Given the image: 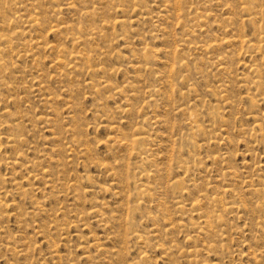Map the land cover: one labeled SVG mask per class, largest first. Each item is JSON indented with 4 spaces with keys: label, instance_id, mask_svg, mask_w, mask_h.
<instances>
[{
    "label": "rangeland",
    "instance_id": "1",
    "mask_svg": "<svg viewBox=\"0 0 264 264\" xmlns=\"http://www.w3.org/2000/svg\"><path fill=\"white\" fill-rule=\"evenodd\" d=\"M30 1L24 0L23 3V0H0V35H6L13 42L12 47L9 46L0 53V58L2 61L6 60L8 67L4 68L6 71L0 69L1 74L5 72L3 78L1 77L3 80L0 79V187L4 186V189H0V199L6 204L0 208V264H15V261L18 264H264V226H261L262 223L264 225V198L262 201L260 198L262 194L264 196V40L260 41L259 38L264 35V14L260 15L259 12L253 16L252 21H246L247 12L241 3L247 0H185L186 6L191 10L189 17L187 16L189 19L185 17L183 20L191 22L197 21L196 16L203 15V19L208 16V19L203 20L205 24L202 26V33L195 31L191 33L194 34L191 37L185 36L178 21L176 22L177 9H170L168 17L160 16L162 12L159 13V10L164 9L161 0H107L101 4L97 0H88L85 4L78 2L76 9L71 11L58 7L59 22L83 29L95 27L97 24L99 26L101 21L114 17L127 16L125 18L133 22L129 28L116 26L106 29L103 37H97L84 46L72 40L73 31L54 33L46 28L52 18H55L56 11L53 10L58 11L57 8L53 9V3L62 6L68 0ZM256 2L258 6L254 10L264 6V0ZM86 11H90V16L83 14ZM34 12L38 14L39 21H43H40L42 29H35L24 22ZM232 12L235 16L233 22L226 21L225 17ZM11 15L22 16L24 21H16ZM5 18L10 19L8 23ZM24 29L26 36L16 35V31ZM27 40L45 42V46L42 49L25 46ZM246 41L255 44L256 49L247 46ZM214 43L217 47H196L198 44ZM84 48L90 50L87 55L89 60L84 56L85 59L80 61L78 69L70 71V66L73 65L68 61L70 56L79 54ZM33 51L37 53L34 59L36 61L25 56ZM99 51L106 52L100 55ZM146 55L149 60L145 59ZM58 56L66 62L64 67L53 63L52 60ZM251 66L259 69V76L252 73ZM65 71L67 75L61 76ZM91 71L94 73V81L90 79ZM36 72L45 75L42 78V87L45 89L43 93L36 91L39 81ZM104 81L109 82L112 88L104 86ZM220 84L226 86L222 88ZM68 87L73 92L69 93ZM154 88L156 94L150 95ZM40 95L43 97L39 98ZM50 95L57 96V99L53 100ZM45 97L50 98L49 103L44 100ZM68 114L73 115L75 121L67 119ZM48 118L55 120L54 123L60 124L63 129L70 127V124L74 126L76 136L84 144L80 149L85 146L89 152L84 154L79 150H69L65 142L70 140L71 135H65L63 131L60 139L64 146H61V142H48L52 130L43 122ZM190 118L196 120V123L192 124ZM109 123H114L117 131L109 129ZM23 126L25 132L21 130ZM139 131L148 137L142 145L149 148L147 160L144 159L145 155L138 156L131 147L127 149L121 145L127 141L129 143ZM8 136H22L23 140L17 143L8 142ZM192 155L194 159L190 157ZM214 156L220 158L215 160ZM11 158H19L21 164L11 167L6 163ZM179 162H184L188 170L178 171ZM112 165H115V169H111ZM155 165L160 170L157 175ZM44 170L47 172L43 173ZM226 171H239L238 174L242 177L224 176ZM147 173L150 174L149 179L145 176ZM1 178H5V182ZM48 180L55 183L58 181L57 184L78 185L77 191L72 196L73 191L69 188L62 194L55 192L56 196L54 192L48 191L49 188L45 190ZM249 180H254V185L261 189V193H256L258 188L254 185L247 187ZM229 187L235 192L225 193L224 189ZM141 189L144 190L143 193ZM80 190L84 192L79 195ZM203 195L211 199L222 197V200L215 205L210 198L200 197ZM197 199L199 204L191 207L190 204ZM34 201L40 205L43 203V208L48 209V212L37 210L32 213L36 207ZM230 201L236 203L232 210L225 206ZM178 202L185 204V211L179 212L176 209ZM127 206L134 210L128 211ZM237 206H240L238 210ZM60 209L64 211L59 212ZM92 209L103 213L104 219H110L114 215L120 225L108 222L105 225L108 227L111 223L113 228L107 230L104 222L96 221ZM83 211L88 212L86 214ZM56 212L55 217L53 214ZM74 219L80 220L86 226L74 228ZM154 230L159 236L156 239L151 237ZM116 231L120 234L116 233L115 236ZM126 233L132 238L129 246L124 245L122 239ZM135 234L142 235L143 241L134 240ZM93 238H99L103 246L101 251L91 248ZM210 239L213 245L208 244ZM215 244L219 247L214 246ZM254 245L258 249L260 246V250L253 248ZM8 246L17 250L20 246H26L27 254L13 255ZM52 250H57V254H51ZM252 253L258 255V261ZM195 259L197 262L193 263Z\"/></svg>",
    "mask_w": 264,
    "mask_h": 264
},
{
    "label": "bare ground",
    "instance_id": "2",
    "mask_svg": "<svg viewBox=\"0 0 264 264\" xmlns=\"http://www.w3.org/2000/svg\"><path fill=\"white\" fill-rule=\"evenodd\" d=\"M6 2H7V0H5ZM10 1V0H9ZM32 1V0H31ZM30 1V2H31ZM83 2L84 4L88 1V0H68L66 3H64L62 6H60V4L59 3H53V5H52V7H53V9H58V7H62V9H64V10H69V11H71V10H74V9H76V6H78L77 5V3L78 2ZM92 1V0H91ZM98 1V3L99 4H101V3H104V2H106L107 0H97ZM157 1V0H156ZM162 1V3H163V6H164V9H162L161 11L159 10V13L160 12H162L161 14H160V16H162V17H164L165 15L167 16V13L169 12V10L170 9H177V11H178V15H177V20H176V22L178 21V25L180 26V28L184 31V35L185 36H187V35H190L191 37H192V35H194V34H191V33H194L195 31H198V32H200V34L202 33L201 31L203 30L202 29V26L205 24V21H203L204 19H208V16L206 15L205 17H204V19H203V15L202 16H196V19H197V21H191V20H188V21H191V22H187L186 20H183V18H185V17H187L188 15H190V11L189 10H191L190 9V7H187L186 6V1L185 0H161ZM185 1V2H184ZM210 1V0H209ZM209 1H207V2H209ZM221 1V0H220ZM14 2V1H13ZM29 2V1H28ZM90 2V1H89ZM213 2V1H212ZM261 2V1H260ZM22 3V2H21ZM23 3H24V0H23ZM34 3V2H33ZM94 3V2H93ZM1 4V3H0ZM37 3H35V5H36ZM119 4H121V3H119ZM156 4V3H155ZM192 5H193V3H191ZM209 4H211V3H209ZM213 4V3H212ZM214 4H216V2L214 3ZM242 4V7H243V9L247 12V18H246V21H252L253 20V16L254 15H256V14H259V12H260V15L261 14H264V6H260L259 8V10H254V9H256V7L258 6L257 5V2H256V0H247V1H244L243 3H241ZM261 4V3H260ZM16 5H18V4H16ZM15 5V6H16ZM31 5H33V4H31ZM195 5V4H194ZM207 5V4H206ZM223 5V4H222ZM226 5V4H225ZM262 5V4H261ZM1 6V5H0ZM5 6V5H4ZM34 6V5H33ZM41 6H42V4H41ZM86 6V5H85ZM116 6V5H115ZM162 6V7H163ZM224 6V5H223ZM2 7V6H1ZM29 7V6H28ZM82 7V6H81ZM101 7V6H100ZM193 6H191V8H192ZM227 7V5L225 6V8ZM4 8H6V7H4ZM4 8H2V11H3V9ZM19 8H22V7H19ZM33 8H35V7H33ZM84 8V7H83ZM118 8V7H117ZM133 9H134V5H133V7H132ZM37 9V8H36ZM61 9V8H60ZM103 9V8H102ZM102 9H101V11H102ZM111 9V8H110ZM80 10V9H79ZM83 9H81V11H82ZM85 10V9H84ZM227 10V9H226ZM55 13H56V15H55V18L53 19L52 18V20L49 22L50 24L46 27V28H48V30L49 31H51V32H54V33H57V32H60V31H73L72 32V40H75V41H77L78 43H80V44H83L84 46L85 45H87V43L89 42V41H91V40H93V39H95V38H97V37H103L104 35H105V31H106V29H111V28H114V27H116V26H127L128 28L129 27H131L132 26V24H133V22L131 21V20H129L128 18H125V17H127V16H125V17H120V18H118V17H114V18H112V19H107V20H103V21H101L102 22V24H100L99 26H98V24H97V26L95 25V27H90V28H85V29H83L82 27H78V26H76V27H74V26H72V25H64L62 22H59V20H57L59 17H58V15L60 14L59 12H60V10L58 9V11L57 10H53ZM107 11V10H106ZM115 11V10H114ZM195 13H197V10L196 9H194L193 10ZM199 11H200V9H199ZM4 12H7V11H4ZM4 12H2L3 14H4ZM12 12V11H11ZM43 12V11H42ZM90 12V11H89ZM88 11H86L85 13H83V14H85V15H89L90 16V13H89ZM95 12V11H94ZM104 12H105V10H104ZM132 12H134V11H132ZM136 12V11H135ZM28 13V12H27ZM108 13V12H107ZM137 13V12H136ZM205 13V12H204ZM224 13V12H223ZM21 14V13H20ZM34 15L33 16H29L27 19H26V21H24V19H23V17L22 16H16V17H13L12 15V17L13 18H16L15 20L16 21H19V20H21V21H24L25 23H27V24H30V26L31 27H33V28H35V29H42V24L40 23V21H42V19L39 21V18H38V14L36 13V12H34L33 13ZM141 14V13H140ZM173 14V13H172ZM9 15V14H8ZM31 15V14H30ZM106 15V14H105ZM117 15V14H116ZM115 15V16H116ZM136 15V14H135ZM174 15V14H173ZM244 15V14H243ZM43 16V15H42ZM49 16V15H48ZM47 16V17H48ZM80 17H81V15H79ZM5 17V16H4ZM7 17V16H6ZM12 17H7V18H12ZM39 17H40V15H39ZM133 17H134V13H133ZM162 17H161V20H162ZM168 17V16H167ZM189 17V16H188ZM187 17V18H188ZM234 14H233V12L232 13H229V15L228 16H226L225 17V19H226V21H228V22H233V20H234ZM7 18H5V21H7V23L9 22L8 20H10V19H7ZM26 18V17H25ZM45 18V17H44ZM106 18H108V16H106ZM7 19V20H6ZM83 19V18H82ZM138 19H140V17L138 18ZM138 19L136 20L137 22H138ZM148 19V18H147ZM173 19H174V17H173ZM189 19V18H188ZM237 19V18H236ZM261 19V18H260ZM82 21V20H81ZM81 21H79L80 23H82ZM88 21V20H87ZM211 21V20H210ZM245 21V22H246ZM43 22V21H42ZM144 22V21H143ZM213 22V21H212ZM5 23V22H4ZM17 23V22H16ZM70 23V22H69ZM79 23V24H80ZM67 24V23H66ZM84 24V23H83ZM93 24H94V22H93ZM135 24V23H134ZM250 24V23H249ZM3 25H5V24H3ZM75 25V24H74ZM1 26L2 25H0V29H1ZM5 28V30L7 29L6 27H4ZM18 28V27H17ZM21 28V27H20ZM120 28V27H119ZM177 28V27H176ZM198 28H200V30L198 29ZM10 29H11V27H10ZM116 29V28H115ZM118 29V28H117ZM131 29V28H130ZM161 29V28H160ZM13 30H14V28H13ZM25 30L26 29H24V31L23 30H18V31H16L15 33H16V35L17 36H26V33H25ZM12 30H10V32H11ZM74 31H76V33L74 32ZM108 31V30H107ZM112 31V30H111ZM6 32H8V31H6ZM46 32H47V29H46ZM182 32V31H181ZM228 32V31H227ZM12 33V32H11ZM10 33V34H11ZM65 33V32H64ZM110 33V32H109ZM183 33V32H182ZM179 34V33H178ZM231 34H233V33H231ZM234 34H236V33H234ZM259 34L261 35V33L259 32ZM68 35V34H67ZM165 35V34H164ZM177 35V34H176ZM197 35V34H196ZM204 35V34H203ZM202 35V36H203ZM238 35H240V34H238ZM243 35V34H242ZM35 36V35H34ZM70 36V35H69ZM110 36V35H109ZM229 36V35H228ZM234 36V35H233ZM38 37V36H37ZM161 37V36H160ZM237 37V36H236ZM28 38V37H27ZM42 38V37H41ZM44 38V37H43ZM239 38H241V36L239 37ZM255 38V37H254ZM260 38V41H263L264 40V35L263 36H261V37H259ZM114 40H116L115 38H113ZM122 39V38H121ZM243 39H244V36H243ZM15 40V39H14ZM60 40V39H59ZM188 39H185L184 41L185 42H188L187 41ZM198 40V39H197ZM200 40V39H199ZM16 41H17V39H16ZM64 41V40H63ZM69 41V40H68ZM124 41V40H123ZM195 40H193V42H194ZM205 41V40H204ZM203 41V42H204ZM214 41V40H213ZM241 41H242V39H241ZM257 41V40H256ZM15 42V41H14ZM21 42H22V40H21ZM108 42V41H107ZM110 42V41H109ZM185 42H183V43H185ZM197 43H198V41H196ZM12 44H13V42H12V39L11 38H8L6 35H0V53L1 52H3V51H5V50H7V48L9 47V46H11L12 47ZM60 44H62V43H60ZM107 44V43H106ZM178 44H179V42H178ZM190 44H191V42H190ZM245 44H247V46H249V47H251L252 49H256V45L255 44H253V43H250V41H246V43ZM24 45L25 46H27V45H31V46H33V47H36V48H39V49H42V48H44V46H45V42H41V41H34V42H32V40H27L25 43H24ZM180 45V44H179ZM237 45V44H236ZM47 46V45H46ZM57 46H58V44H57ZM209 46H212V47H217V44L216 43H214L213 45H211V44H206V45H196V47H199V48H201V49H208L209 48ZM263 46H264V44H263ZM59 47V46H58ZM194 47V46H193ZM242 47V46H241ZM13 48H15V47H13ZM146 48H147V46H146ZM219 48V47H218ZM258 48H261V46L260 45H258ZM105 49V48H104ZM188 49H189V47H188ZM49 50V49H48ZM84 50V51H83ZM82 51H80L79 52V54H77V55H73V56H70V58H69V62H71V63H73V65H71L70 66V68H71V70L70 71H74V70H76V68L77 67H79L80 66V61L81 60H83V59H85L84 58V56H86L87 57V55H89L88 54V52L90 51V50H87L86 48H84ZM161 50V49H160ZM25 51V50H24ZM43 51V50H42ZM159 51V50H158ZM13 52V51H12ZM27 51H25V53H26ZM106 51H99V53H100V55H103L104 53H105ZM142 52V51H141ZM70 53H72V52H70ZM109 53V52H108ZM142 53H144V52H142ZM20 54H22V53H20ZM36 52H31L30 54H26L25 56L27 57V58H33V60L36 58L35 56H36ZM10 55V54H9ZM221 55V54H220ZM219 56V55H218ZM247 57L249 56V55H246ZM139 57V56H138ZM146 58V60H149L148 58H149V56L148 55H146L145 56ZM217 57V56H216ZM6 58V57H5ZM25 58V57H24ZM88 58V60H89V56L87 57ZM228 58V57H227ZM4 59V58H3ZM39 59H40V57H39ZM38 59V60H39ZM65 59V58H64ZM91 59V58H90ZM141 59V58H140ZM143 59V58H142ZM216 59V58H215ZM23 60V59H22ZM220 60H222V59H220ZM34 61H36V60H34ZM50 61V60H49ZM53 61V63L54 64H56V65H58V66H65V63L66 62H64L63 61V59L61 58V57H56L55 59H53L52 60ZM189 61V60H188ZM215 61V60H214ZM252 62V61H251ZM264 62V61H263ZM143 63V62H142ZM227 63V62H226ZM220 64H222V62L220 63ZM138 65V64H137ZM145 65V64H144ZM175 65V64H174ZM244 65V64H243ZM242 65V66H243ZM82 66V65H81ZM171 66H172V63H171ZM7 67V62H6V60L5 61H2V59L0 58V69H4V68H6ZM10 67V66H9ZM13 67V66H12ZM88 67V66H87ZM145 67V66H144ZM222 67V66H221ZM8 68V67H7ZM67 68V67H66ZM65 68V69H66ZM9 69H11V68H9ZM78 69V68H77ZM227 69V68H226ZM246 69V68H245ZM7 70V69H6ZM5 69H4V71H6ZM69 70V69H68ZM232 70V69H231ZM250 70L252 71V73H254V74H257L258 76H259V69H257V68H253L252 66L250 67ZM148 71V70H147ZM235 71V70H234ZM64 72V71H63ZM78 72V71H77ZM171 72V71H170ZM247 72V71H246ZM5 72H3V74H4ZM37 73V72H36ZM70 73H72V72H69V74ZM79 73V72H78ZM3 74H1L0 73V79H2L3 77H2V75ZM38 74V73H37ZM86 74H88L87 73V71H86ZM60 75V74H59ZM67 75V72L65 71V73L64 74H61V76H66ZM38 76V79H39V81H38V89L36 90V91H38V92H42L43 93V90H45L43 87H42V83H43V81H42V78L45 76L44 74H38L37 75ZM36 76V77H37ZM91 80L92 81H94V78H93V76H94V73L91 71ZM2 77V78H1ZM35 77V78H36ZM230 77V76H229ZM45 78V77H44ZM60 78V77H59ZM66 78V77H65ZM57 79V78H56ZM242 79V78H241ZM3 80V79H2ZM87 81V80H86ZM91 81V82H92ZM97 81V80H96ZM59 82V81H58ZM65 82V81H64ZM83 82H84V80H83ZM90 82V83H91ZM221 82H223V81H221ZM225 82V81H224ZM255 83L254 84H256V81H254ZM98 83V82H97ZM259 83V82H258ZM221 85V84H220ZM219 85V86H220ZM96 86H99V85H96ZM104 86H106V87H109L110 89L112 88L111 87V85H110V83L109 82H105L104 81ZM226 85H224V84H222L221 85V87L222 88H224ZM242 86V85H241ZM7 87H8V84H7ZM11 87V86H10ZM66 87V86H65ZM118 87V86H117ZM155 87V86H154ZM216 87H217V85H216ZM221 87H219V88H221ZM107 90V89H106ZM120 90H121V88H120ZM119 90V91H120ZM156 88H154V90L153 91H151L150 92V95H155L156 94ZM219 90V89H218ZM47 91V90H46ZM67 91L70 93V92H73V90H72V88H69L68 87V89H67ZM114 91V90H113ZM112 91V92H113ZM77 92V91H76ZM117 92V91H116ZM35 93H37V92H35ZM46 93V92H45ZM37 94H39V93H37ZM50 94V93H49ZM55 94V93H54ZM220 94V93H219ZM56 95V94H55ZM41 96L42 95H40V97L39 98H41ZM51 96V98L54 100V99H57V96H53V95H50ZM226 96V95H225ZM43 97V96H42ZM246 98H247V96H246ZM50 99V98H49ZM49 99L47 98V97H45L44 98V100L45 101H49ZM248 99H249V97H248ZM43 100V99H42ZM41 100V101H42ZM125 101V100H124ZM65 102V101H64ZM250 102V101H249ZM49 103V102H48ZM250 104V103H249ZM66 105H67V103H66ZM65 105V106H66ZM72 105V104H71ZM105 105V104H104ZM69 107V109H71L72 108V106H68ZM223 107V106H222ZM227 107V106H226ZM229 107V106H228ZM221 108V107H220ZM6 109V108H5ZM73 109V108H72ZM188 109H190L189 107H188ZM57 110V109H56ZM174 110V109H173ZM211 110V109H210ZM77 111V110H76ZM114 111V110H113ZM176 111V110H175ZM5 112L6 113H8V111L7 110H5ZM116 112V111H115ZM57 113V112H56ZM68 113H70V112H68ZM98 113V112H97ZM112 113V112H111ZM62 114V113H61ZM65 114V113H64ZM103 114H104V112H103ZM117 114H118V112H117ZM116 114V115H117ZM105 115V114H104ZM253 115V114H252ZM23 116H24V114H23ZM63 116V115H62ZM78 116V115H77ZM61 117V116H60ZM64 117V116H63ZM67 119H69V120H71V121H73L74 120V116L73 115H70V114H68L67 116ZM149 117V116H148ZM259 117V116H258ZM78 118V117H77ZM194 118V117H193ZM20 119H21V117H20ZM121 119V118H120ZM159 119V118H158ZM191 119V123L193 124V123H196V120H192V118H190ZM218 120V119H217ZM216 120V121H217ZM62 121H63V118H62ZM70 121V122H71ZM75 121V120H74ZM121 121V120H120ZM226 121H229V120H226ZM254 121V120H253ZM261 121H262V119H261ZM43 122H44V124H47V127H49L50 126V129L52 130V135L48 138V142H50L51 144H56V143H58V142H61V146H64V143L61 141V139H60V134H61V132L63 131L64 132V134L66 135V134H69V135H71L70 136V140L68 141V142H65L67 145H68V149L69 150H71V151H76V150H79L80 152H83L84 154L85 153H88L89 152V150H88V148L87 147H83L82 146V148L80 149V146L81 145H84L82 142V140L79 138V137H77L76 136V128L74 127V126H72L71 124H70V127H68V128H66V129H63L64 127H62V126H60V124L58 125V124H55L54 122H55V120H53V119H45V120H43ZM106 122V121H105ZM119 122V121H118ZM124 122V121H123ZM263 122V121H262ZM20 123V122H19ZM22 123V122H21ZM108 122H106V124H107ZM139 123V122H138ZM25 124H26V122H25ZM110 124H113V125H110ZM24 125V124H23ZM31 125V124H30ZM61 125H63V124H61ZM204 125V124H203ZM222 125V124H221ZM17 126V125H16ZM24 126H26V125H24ZM23 126V128L21 127V130L22 131H24L25 129V127ZM155 126V125H154ZM227 126V125H226ZM46 127V126H45ZM156 127V126H155ZM187 127H188V125H187ZM196 127H197V125H196ZM257 127L259 128V125L257 124ZM7 128V127H6ZM9 128V127H8ZM15 128V127H14ZM18 128V127H17ZM16 128V129H17ZM31 128V127H30ZM35 128V127H34ZM108 128L109 129H111V130H113V131H117V128H116V126H115V124L114 123H109L108 124ZM133 128V127H132ZM45 129V128H44ZM221 129H222V126H221ZM249 129H251L250 127H249ZM198 130V129H197ZM259 130V129H258ZM248 131H250V130H248ZM256 131V130H255ZM25 132V131H24ZM198 132H199V130H198ZM197 132V133H198ZM245 132V131H244ZM138 134L136 135V136H133L131 139H130V142L129 143H127V142H125V143H122L121 145L122 146H124V147H127V149L129 148V147H131V149L135 152V154L136 155H138V156H142V155H145V158L144 159H148V156H149V148H145V147H143L142 145L145 143V141H147L148 140V137L146 136L147 134H145L144 132H142V131H139V132H137ZM250 134V133H249ZM14 135V134H13ZM26 135V134H25ZM24 135V136H25ZM35 135H36V133H35ZM198 135H199V133H198ZM201 135V134H200ZM84 136V135H83ZM34 137H36V136H34ZM62 137V136H61ZM122 137H125V136H122ZM154 137V136H153ZM250 137V136H249ZM261 137V136H260ZM6 138V137H5ZM68 138V137H67ZM244 138V137H243ZM125 139V138H124ZM151 139V138H150ZM246 139V138H245ZM244 139V140H245ZM6 140V139H5ZM23 140V138H22V136H17V137H11V136H8L7 137V141L8 142H20V141H22ZM156 140V139H155ZM247 140H248V138H247ZM122 141V140H121ZM220 141V140H219ZM5 142V141H4ZM115 142V141H114ZM164 142V141H163ZM169 142H171V141H169ZM214 142V141H213ZM212 142V143H213ZM46 143V142H45ZM167 143V142H166ZM181 143V142H180ZM179 143V144H180ZM225 143V142H224ZM263 143V142H262ZM32 144V143H31ZM190 144H191V142H190ZM218 144V143H217ZM28 145V144H27ZM42 145H43V143H42ZM149 146V145H148ZM153 146V145H152ZM151 146V147H152ZM218 147H220V146H218ZM64 149V148H63ZM67 149V150H68ZM154 150V149H153ZM152 151V150H151ZM68 152V151H67ZM180 152V151H179ZM186 152V151H185ZM46 153V152H45ZM61 153V152H60ZM64 153V152H63ZM75 153V152H74ZM184 153V152H183ZM54 154V153H53ZM52 154V155H53ZM79 154V153H78ZM94 154V153H93ZM196 154V153H195ZM221 154V153H220ZM228 154V153H227ZM60 155V154H59ZM132 155H134V154H132ZM48 156V155H47ZM54 156V155H53ZM61 156V155H60ZM66 156V155H65ZM69 156V155H68ZM152 156H154V155H152ZM194 155H192V156H190V157H193ZM40 157V156H39ZM67 157V156H66ZM79 157H81V156H79ZM134 157V156H133ZM209 157V156H208ZM6 158V157H5ZM23 158V157H22ZM49 158V157H48ZM93 158V157H92ZM140 158V157H139ZM220 157H217V156H214L213 157V159H215V160H217V159H219ZM42 159V158H41ZM67 159H68V157H67ZM193 159H194V157H193ZM223 159V158H222ZM232 159V158H231ZM61 160H62V158H61ZM142 160V159H141ZM184 160V159H183ZM104 161V160H103ZM116 161V160H115ZM143 161V160H142ZM221 162H223L222 160H220ZM83 162V161H82ZM139 162V161H138ZM199 162H200V160H199ZM262 162H263V160H262ZM8 165H11V167H15L16 165H19V163H20V161H19V158H11L8 162H6ZM67 163V162H66ZM73 163V162H72ZM79 163V162H78ZM143 163V162H142ZM21 164V163H20ZM58 164H60V162L58 163ZM68 164V163H67ZM121 164V163H120ZM154 164H156L155 163V161H154ZM179 164V166H178V168H179V170L178 171H180V169H182V170H188V168H187V166H186V164L184 163V162H179L178 163ZM33 165H34V162H33ZM252 165H253V163H252ZM4 166V165H3ZM60 166V165H59ZM99 166V165H98ZM123 166V165H122ZM156 166V165H155ZM154 166V167H155ZM247 166V165H246ZM253 166H255V164L253 165ZM58 167V166H57ZM61 167V166H60ZM154 167H153V169H154ZM157 167V166H156ZM248 167V166H247ZM251 167V166H250ZM260 167H262V166H260ZM5 168V167H4ZM34 168V167H33ZM108 168V167H107ZM129 168V167H128ZM132 168V167H131ZM234 168V167H233ZM246 168V167H245ZM111 169H115V165H112L111 166ZM134 169V168H133ZM197 169V168H196ZM247 169V168H246ZM262 168H259V170H261ZM263 169H264V167H263ZM16 170H18V169H16ZM155 170V169H154ZM162 170V169H161ZM193 170H194V168H193ZM31 171H34V170H31ZM111 172H112V170H110ZM109 171V172H110ZM134 172L136 171V170H133ZM140 171V170H139ZM148 171V170H147ZM159 168L157 167V169L155 170V172H156V175H157V173H159ZM35 172V171H34ZM45 172H47V170H44V172L43 173H45ZM108 172V171H107ZM132 172V171H131ZM154 172V173H155ZM193 172V171H192ZM223 172V171H222ZM238 172L239 171H226L225 172V174H224V176H232V177H242L241 175H239L238 174ZM253 172V171H252ZM41 173V172H40ZM53 173V172H52ZM128 173V172H127ZM136 173V172H135ZM227 173V174H226ZM16 174V173H15ZM26 174H27V172H26ZM139 174V173H138ZM222 174V173H221ZM242 174V173H241ZM50 175V174H49ZM55 175V174H54ZM53 175V176H54ZM57 175H59V172H58V174ZM68 175V174H67ZM120 175V174H119ZM155 174H153V176H154ZM155 175V176H156ZM244 175V174H243ZM258 175V174H257ZM15 176V175H14ZM37 176V175H36ZM44 176V175H43ZM52 176V177H53ZM86 176V175H85ZM124 176H125V173H124ZM140 176V175H139ZM141 176H143L142 174H141ZM146 177H148V179L150 178V174H146L145 175ZM152 176V177H153ZM44 177H46V176H44ZM54 177H57V176H54ZM74 177V176H73ZM72 177V178H73ZM114 177V176H113ZM116 177V176H115ZM126 177H128V176H126ZM125 177V179H127ZM222 177V176H221ZM81 178V177H80ZM86 178V177H85ZM123 178V177H122ZM138 178V177H137ZM223 178V177H222ZM220 179V180H223V179ZM231 178V177H230ZM257 178V177H256ZM1 179H3V178H1ZM5 179V178H4ZM4 179H3V181H4ZM34 179H35V176H34ZM59 179V178H58ZM57 179V180H58ZM117 179V178H116ZM156 179V178H155ZM247 179H248V176H247ZM250 179H252V178H250ZM42 180H43V178H42ZM54 180V179H53ZM60 180V179H59ZM77 180H80V179H77ZM153 180V179H152ZM191 180V179H190ZM193 180V179H192ZM242 180V179H241ZM255 180V179H254ZM254 180L252 181V180H249L248 181V188H251L253 185H254ZM19 181V180H18ZM40 181V180H39ZM56 181V180H55ZM87 181V180H86ZM257 181V180H256ZM255 181V182H256ZM1 182V181H0ZM5 182V181H4ZM21 182V181H20ZM25 182V181H24ZM44 182V181H43ZM57 183H58V181H56ZM126 182V181H125ZM133 182V181H132ZM143 182V181H142ZM187 182V181H186ZM191 182V181H190ZM242 182V184H243V181H241ZM26 183V182H25ZM37 183V182H36ZM57 183H55L54 181H52V180H48V182H46V186H44V187H47V189H45V190H48V188L50 189V190H48V191H51V192H56V193H61L62 194V192H66V190L65 189H69V188H71L72 189V191H73V195L72 196H74L75 195V192L77 191V188H76V186H78V185H68L67 183H59V184H57ZM93 183V182H92ZM129 183V182H128ZM195 183V182H194ZM228 183V182H227ZM259 183V182H258ZM1 184V183H0ZM21 184V183H20ZM116 184V183H115ZM125 184V183H124ZM134 184V183H133ZM148 184V183H147ZM172 184H173V182H172ZM193 184V183H192ZM192 184H190V185H192ZM225 184V183H224ZM5 185V184H4ZM80 185V184H79ZM161 185V184H160ZM159 185V186H160ZM165 185V184H164ZM168 185H169V183H168ZM185 185V184H184ZM246 185V184H245ZM256 185V184H255ZM254 185V186H255ZM258 185V184H257ZM262 185V184H261ZM22 186V185H21ZM29 186V185H28ZM33 186H35V185H33ZM81 186V185H80ZM79 186V187H80ZM118 186V185H117ZM124 186V185H123ZM143 186H145V184H143ZM165 186H167V185H165ZM260 186V185H259ZM4 187V186H3ZM3 187H0V189H4ZM13 187H15V184H14V186ZM86 187V186H85ZM89 187V186H88ZM162 187V186H161ZM197 187V186H196ZM217 186H215V188H216ZM255 187H257V186H255ZM261 187V186H260ZM263 187H264V184H263ZM262 187V188H263ZM22 189L21 190H23V187H21ZM90 188V187H89ZM91 188H94V187H92L91 186ZM126 188V187H125ZM134 188V187H133ZM137 188V187H136ZM148 188V187H147ZM184 188V187H183ZM258 188V187H257ZM6 189V188H5ZM26 189V188H25ZM101 189H103V190H106V188H101ZM114 189V188H113ZM155 189H157V188H155ZM161 189V188H160ZM162 189H164V186H163V188ZM188 189H189V187H188ZM198 189V188H197ZM236 189V188H235ZM28 190V189H27ZM94 190V189H93ZM117 190V189H116ZM154 190V189H153ZM257 190V189H256ZM255 190V191H256ZM9 191V190H8ZM83 191V190H82ZM81 190H80V193H79V195L81 194V192H82ZM128 191H131V190H128ZM127 191V192H128ZM133 191V190H132ZM142 193L144 192V190H140ZM234 190H232V189H230V187L229 188H226V189H224V192L225 193H232ZM4 192V191H3ZM84 192V191H83ZM118 192V191H117ZM200 192V191H199ZM235 192V191H234ZM254 192V191H253ZM257 192H259V193H261V189H259L258 188V190L256 191V193ZM2 193V192H1ZM13 193V192H12ZM15 193V192H14ZM55 193V194H56ZM251 193V192H250ZM85 194V193H84ZM125 194H126V192H125ZM128 194H130L129 192H128ZM127 194V195H128ZM132 194V193H131ZM213 195V194H212ZM231 195V194H230ZM236 195V194H235ZM238 195V194H237ZM263 195V194H262ZM262 195H261V197L260 198H262L261 199V201L263 200V198H264V196L262 197ZM9 196V195H8ZM43 196V195H42ZM42 196H41V199H42ZM46 196V195H45ZM56 196H57V194H56ZM69 196H71V195H69ZM77 196V195H76ZM75 196V197H76ZM186 196V195H185ZM258 196H259V194H258ZM29 197V196H28ZM61 197V196H60ZM75 197H73V198H75ZM79 197V196H78ZM86 197V196H85ZM183 197V196H182ZM200 197H203V198H206V199H208V198H210V197H207L206 195H203V196H200ZM43 198H45V197H43ZM51 198V197H50ZM59 198V197H58ZM72 198V197H71ZM72 198V199H73ZM82 198V197H81ZM84 198V197H83ZM82 198V199H83ZM123 198V197H122ZM141 198H142V196H141ZM233 198V197H232ZM6 199V198H5ZM27 199V198H26ZM47 199V198H46ZM71 199V200H72ZM143 199V198H142ZM189 199V198H188ZM194 199V198H193ZM211 199V198H210ZM228 199V198H227ZM43 200V199H42ZM52 200V199H51ZM124 200V199H123ZM135 200V199H134ZM141 200V199H140ZM191 200V199H190ZM212 202L213 203H215V205H218V202H220L221 200H222V197L219 199V198H217V197H213L212 199ZM223 200H225V199H223ZM22 201V200H21ZM39 201H41V200H39ZM76 201V200H75ZM78 201V200H77ZM132 201V200H131ZM143 201H146V200H144L143 199ZM204 201V200H203ZM210 201V200H209ZM264 201V200H263ZM15 202H18V201H15ZM35 202V201H34ZM79 202H80V200H79ZM84 202V201H83ZM138 202V201H137ZM173 202V201H172ZM7 203H10V202H7ZM12 203V202H11ZM73 203V202H72ZM20 204V203H19ZM34 204H36V207H35V209L33 210V212L32 213H34V211H36L37 212V210L38 211H44V210H46V209H44L43 208V203L40 205L39 204V202H35ZM33 204V205H34ZM49 204V203H48ZM74 204H76V203H74ZM126 204V203H125ZM124 204V205H125ZM128 204V203H127ZM143 204V203H142ZM197 204H199V200L197 199L195 202H192L190 205H191V207H196V205ZM234 204H236V203H234V202H229V203H226V209H229V210H232V209H234L235 208V205ZM262 205L260 206L261 207V209H262V206H263V203H261ZM6 204L0 199V208H2V207H4ZM12 205V204H11ZM10 205V206H11ZM214 205V206H215ZM256 205V204H255ZM257 205H259L258 203H257ZM256 205V206H257ZM122 206H123V204H122ZM176 206V209L179 211V212H183V211H185V209H186V207H185V204L184 203H181V202H178L177 203V205H175ZM175 206H174V208H175ZM220 206H222V204L220 205ZM219 206V207H220ZM253 206V205H252ZM255 206V207H256ZM124 207V206H123ZM240 206H237V208H236V210H238V208H239ZM258 207V206H257ZM17 208H19V207H17ZM60 208V207H59ZM62 208H64V209H66L65 207H61V209ZM75 208H77V205H76V207ZM80 208V207H79ZM91 208H93V207H91ZM90 208V209H91ZM97 208V207H96ZM263 208H264V206H263ZM30 209H31V207H30ZM52 209V208H51ZM59 210V212L60 211H62V210ZM73 209V208H72ZM89 209V210H90ZM99 209V208H98ZM127 209H128V211H133L134 210V208H132V207H130V206H127ZM244 209V208H243ZM251 209V208H250ZM49 210H50V208H49ZM55 210H58V209H55ZM55 210L53 211L52 210V212H55ZM69 210H71V209H69ZM69 210H68V212H69ZM82 210H85V209H82ZM146 210V209H145ZM176 210V211H177ZM246 210V209H245ZM5 211V210H4ZM25 211V210H24ZM27 211H29V210H27ZM42 211V212H43ZM51 211V210H50ZM64 211V210H63ZM62 211V212H63ZM66 211V210H65ZM95 212V217H96V221H98L99 223H103L104 222V226H105V228L107 229V230H111V228H113L112 227V225H116L117 224V219L115 218V216L113 215L112 217H110V219H104V217H103V213H100L99 211H97L96 209H92V211L91 212ZM248 211V210H247ZM257 211V210H256ZM255 211V212H256ZM48 212V209L46 210V212L45 213H47ZM67 212V213H68ZM86 212H88V211H86ZM85 211H83V213H86ZM90 212V213H91ZM93 212V213H94ZM121 212V211H120ZM149 212V211H148ZM203 212V211H202ZM223 212V211H222ZM245 212V211H244ZM264 212V211H263ZM12 213V212H11ZM146 213V212H145ZM185 213H187L188 214V212H185ZM224 213V212H223ZM247 213V212H246ZM260 213V212H259ZM259 213H258V215H259ZM15 214V213H14ZM27 214H29V213H27ZM52 214V213H51ZM55 214H57V212L56 213H54L53 214V216H55ZM64 214H66V213H64ZM75 214V213H74ZM74 214H73V216H74ZM78 214V213H77ZM87 214V213H86ZM147 214V213H146ZM176 214H177V212H176ZM175 214V215H176ZM244 214V213H243ZM257 214V213H256ZM264 214V213H263ZM4 215V214H3ZM2 215V216H3ZM11 215V214H10ZM41 215H42V213H41ZM47 215V214H46ZM59 215H61L62 216V214L60 213ZM106 215V214H105ZM124 215H126L125 213H124ZM13 216V215H12ZM15 216V215H14ZM24 216H25V213H24ZM31 216V215H30ZM45 216V215H44ZM65 216V215H64ZM78 217V219H79V215H77ZM119 216V215H118ZM127 216V215H126ZM147 216V215H146ZM156 216V215H155ZM197 216V215H196ZM216 219L218 218V216H215V215H213ZM225 216V215H224ZM261 216H262V213H261ZM10 217V216H9ZM23 217V216H22ZM26 217V216H25ZM24 217V218H25ZM35 217V216H34ZM56 217V216H55ZM60 217V216H59ZM86 217V216H85ZM88 217V216H87ZM90 217V216H89ZM194 217V216H193ZM238 217V216H237ZM240 217H242V216H240ZM240 217H239V219H240ZM18 218V217H17ZM28 218V217H27ZM49 218V217H48ZM137 218H138V216H137ZM186 218H188V217H186ZM190 218V217H189ZM261 218V217H260ZM10 219V218H9ZM80 219H82V218H80ZM125 219V218H124ZM184 219V218H183ZM258 219V218H257ZM49 220V219H48ZM59 220V219H58ZM75 220V219H74ZM151 220V219H150ZM159 220V219H158ZM264 220V219H263ZM22 221V220H21ZM51 221V220H50ZM76 221V222H75ZM73 223H72V226H74V228H80V226H81V228L83 227H85L86 226V224H84V223H81V221L80 220H75ZM138 221V220H137ZM162 221H164V220H162ZM178 221V220H177ZM198 221V220H197ZM221 221H222V219H221ZM261 221V220H260ZM54 222H56V221H54ZM108 222H112L113 224L111 225V223H110V225L107 227V225H105V224H107ZM125 222V221H124ZM139 222V221H138ZM138 222H136V223H138ZM176 222V221H175ZM179 222V221H178ZM210 222V221H209ZM21 223V222H20ZM60 223V222H59ZM71 223V222H70ZM81 223V224H80ZM119 223V222H118ZM253 223V222H252ZM251 223V224H252ZM256 223H258V222H256ZM22 224V223H21ZM52 224V223H51ZM69 224V223H68ZM67 224V225H68ZM174 224H176V223H174ZM199 224V223H198ZM261 224V223H260ZM263 224V223H262ZM261 224V226H264V225H262ZM23 225V224H22ZM21 225V226H22ZM39 225V224H38ZM65 225V224H64ZM70 225V224H69ZM120 225V224H119ZM118 224L116 225V226H119ZM163 225H165V224H163ZM191 225H193V224H191ZM212 224H210V226H211ZM259 225V224H258ZM6 226V225H5ZM4 226V227H5ZM52 226V225H51ZM59 226V225H58ZM66 226V225H65ZM71 226V227H72ZM98 226H100V225H98ZM103 226V227H104ZM115 226V227H116ZM125 226V225H124ZM166 226H167V224H166ZM166 226L164 227V228H166ZM229 226V225H228ZM250 226V225H249ZM55 227V226H54ZM66 227H68V226H66ZM123 227V226H122ZM133 227V226H132ZM58 228V227H57ZM73 228V227H72ZM117 228V227H116ZM115 228V229H116ZM181 228V227H180ZM179 228V229H180ZM199 228V227H198ZM212 228V227H211ZM44 229V228H43ZM60 229V228H59ZM172 229V228H171ZM263 229V228H262ZM65 230V229H64ZM201 230V229H200ZM252 230V229H251ZM2 231H4V230H2ZM35 231V230H34ZM37 231V230H36ZM49 231V230H48ZM63 231V230H62ZM123 231V230H122ZM161 231V230H160ZM247 231H249V229L247 230ZM5 232V231H4ZM41 232V231H40ZM76 232V231H75ZM80 232V231H79ZM156 232L157 231H152V233H151V237H152V239L154 238V239H156L157 237H159L157 234H156ZM205 232V231H204ZM260 232V231H259ZM44 233L46 234V232L44 231ZM61 233V232H60ZM63 233V232H62ZM113 233V232H112ZM116 233H117V231L114 233L115 234V236H116ZM123 233V232H122ZM121 233V234H122ZM147 233V232H146ZM170 233V232H169ZM245 233V232H244ZM255 233V232H254ZM35 234H36V232H35ZM39 233L37 232V235H38ZM117 234H120V233H117ZM148 234H150V233H148ZM225 234V233H224ZM247 234V233H246ZM261 234V233H260ZM62 235V234H61ZM76 235V234H75ZM90 235V234H89ZM92 235V234H91ZM166 235V234H165ZM188 235V234H187ZM202 235V234H201ZM226 235H228V234H226ZM262 235V234H261ZM264 235V234H263ZM112 236H114V235H112ZM120 236V235H119ZM189 236V235H188ZM204 236V235H203ZM207 236L209 237V235L207 234ZM215 237H216V235H214ZM247 236V235H246ZM83 237V236H82ZM88 237V236H87ZM228 237V236H227ZM114 238V237H113ZM207 238V237H206ZM221 238V237H220ZM263 238V237H262ZM261 238V239H262ZM89 239H90V237H89ZM108 239V238H107ZM123 242H124V245H128L131 241H132V238H130L128 235H127V233H126V235H124L123 236ZM143 236L142 235H139V234H135V237H134V240H138V241H143ZM211 239H212V237H211ZM211 239H210V242L208 243V244H210L211 243ZM225 239V238H224ZM149 240H151V239H149ZM159 240H161V239H159ZM204 240H206L205 238H204ZM216 240H219V239H216ZM240 240V239H239ZM147 241V240H146ZM153 241V240H152ZM213 241H214V243H215V238L213 237ZM220 241H222L221 239H220ZM55 242V241H54ZM87 242H88V240H87ZM155 242H157V241H155ZM159 242V241H158ZM165 242V241H164ZM217 242H219V241H217ZM223 242V241H222ZM245 242V241H244ZM243 242V243H244ZM259 242V241H258ZM258 242L257 243H255V244H258ZM261 242V241H260ZM263 242V241H262ZM17 242H15V244H16ZM52 243V242H51ZM91 243H92V249L94 248V249H96L97 251H101L102 249H103V246H102V244H101V242H100V240H99V238H93L92 240H91ZM221 243V242H220ZM14 244V243H13ZM13 244H11V246L13 245ZM212 244V243H211ZM224 244V243H223ZM245 244H247V243H245ZM250 244V243H249ZM260 244H262V243H260ZM51 245V244H50ZM53 245H55V244H53ZM90 245V244H89ZM157 245V244H156ZM156 245H155V247H156ZM213 245V244H212ZM222 245V244H221ZM226 245V244H225ZM243 245V244H242ZM33 245H31V247H32ZM87 246V245H86ZM91 246V245H90ZM129 246V245H128ZM214 246H216V244L214 245ZM224 246V245H223ZM251 246H252V244H251ZM261 246H263V245H261ZM5 247H6V245H5ZM19 247V246H18ZM35 247V246H34ZM33 247V248H34ZM51 247V246H50ZM56 247V246H55ZM216 247H219V246H216ZM254 247H256L255 245L253 246V248ZM8 248V250H10V252L13 254V255H17V254H27V250H28V248L26 247V246H20V248L17 250V248H11V247H7ZM122 248H124V247H122ZM167 248V247H166ZM169 248V247H168ZM221 248V247H220ZM232 248V247H231ZM234 248V247H233ZM89 249V248H88ZM256 249H257V251L258 250H260V246H259V249H258V247H256ZM262 249V248H261ZM122 250V249H121ZM126 250H127V247H126ZM165 250V249H164ZM242 250V249H241ZM253 250V249H252ZM33 251V250H32ZM38 251V250H37ZM123 251V250H122ZM122 251H121V253H122ZM128 251V250H127ZM221 251V250H220ZM225 251H226V249H225ZM231 251H233L232 249H231ZM254 251H255V249H254ZM6 252H8L7 250H6ZM57 252V250H52L51 251V254H57L56 253ZM90 252V251H89ZM88 252V253H89ZM161 252V251H160ZM187 252H188V250H187ZM219 252V251H218ZM242 252V251H241ZM32 253H34V251L32 252ZM101 252H99V254H100ZM116 253H118V252H116ZM127 253V252H126ZM243 253V252H242ZM245 253V252H244ZM249 253V252H248ZM87 254V253H86ZM110 254H111V252H110ZM114 254V253H113ZM128 254V253H127ZM187 254V253H186ZM225 254V253H224ZM223 254V255H224ZM250 254V253H249ZM253 254V256H254V259L256 260V261H258V255L257 254H255V253H252ZM33 255V254H32ZM115 255V254H114ZM117 255H119V254H117ZM140 255V254H139ZM188 255V254H187ZM213 255V254H212ZM223 255H222V257H223ZM238 255V254H237ZM251 255V254H250ZM249 255V256H250ZM262 255V254H261ZM9 256H11V255H9ZM19 256H21V255H19ZM96 256V255H95ZM120 256H121V254H120ZM123 256V255H122ZM148 256V255H147ZM221 256V255H220ZM232 256V255H231ZM12 257V256H11ZM18 257V256H17ZM30 257H32L31 255H30ZM98 257V256H97ZM137 257V256H136ZM200 257V256H199ZM199 257H197V258H199ZM20 258V257H19ZM26 259H27V257H25ZM93 258V257H92ZM96 258V257H95ZM120 258H122V257H120ZM183 258V257H182ZM11 259V258H10ZM90 259V258H89ZM124 259V258H123ZM123 259H122V261H123ZM146 259V258H145ZM239 259V258H238ZM28 260V259H27ZM126 260V259H125ZM124 260V261H125ZM247 260H248V258H247ZM87 261H89V260H87ZM92 261H93V259H92ZM95 261H96V259H95ZM17 261H15V264H18V263H16ZM141 262V261H140ZM193 263H196L197 262V260L195 259L194 261H192ZM222 262V261H221ZM243 262V261H242ZM249 262V261H248ZM255 262V261H254ZM9 264H11L10 262H8ZM93 263H97V262H93ZM107 263V262H106ZM223 263V262H222ZM221 263V264H222ZM253 262H251L250 264H252ZM25 264V263H24ZM28 264H30V263H28ZM92 264V263H91ZM125 264V263H124ZM127 264H129V263H127ZM131 264V263H130ZM209 264H216V263H212V262H209ZM238 264V263H237ZM258 264V263H257Z\"/></svg>",
    "mask_w": 264,
    "mask_h": 264
}]
</instances>
